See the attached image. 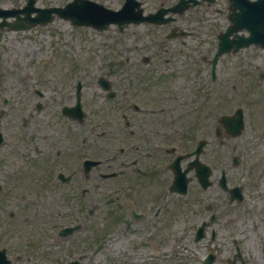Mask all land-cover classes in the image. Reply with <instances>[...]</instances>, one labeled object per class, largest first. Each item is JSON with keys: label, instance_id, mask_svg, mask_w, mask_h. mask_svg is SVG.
<instances>
[{"label": "flooded vegetation", "instance_id": "1", "mask_svg": "<svg viewBox=\"0 0 264 264\" xmlns=\"http://www.w3.org/2000/svg\"><path fill=\"white\" fill-rule=\"evenodd\" d=\"M98 1L112 6L115 0ZM140 1L145 13L153 11L149 7L153 6L154 0ZM27 3L28 0H1L0 6L19 9ZM36 5H41L39 0H35L31 7ZM169 5L168 0L159 2V6ZM1 57L0 54V198H9L13 193L26 190V182L29 185L33 183L34 187L29 189L31 194L40 192L42 186L36 183L37 170L45 164L48 165L49 172L53 168L56 197H66L78 190L82 184H90L94 178V188L100 189V205L106 202V191L114 190L116 207L120 213L123 216L130 213L131 216V210L134 209L141 214L137 221L147 225L155 222V216H158L155 225L163 227L171 212L170 204H164L170 198L175 199L178 196L184 229L196 233L205 225L206 237L194 242L196 252L209 253L215 250L218 253L216 260L221 264H240L238 253L241 248L237 240L234 239L235 245L230 255L224 257L222 251H217L220 244L218 240L221 238L218 232L226 230L235 220L236 203L219 183L220 167L221 170L227 169L228 182L233 181L234 172L229 158L232 161L231 151L235 149V143L230 123L220 120L218 96L200 94L188 102L181 101L184 95L171 97L168 82L174 80L173 75L170 69L161 73L160 66L156 65L164 78L162 82L155 84L158 95H153L151 85L148 88L151 91L150 96H138L137 100H129L124 96L126 93L120 94V89L115 88L116 96L107 101L103 108V117L107 119L103 121L105 129L99 138L92 139L91 145L87 146L86 143L90 135L83 137L79 130L63 128L61 131L56 129L59 134L54 135V146L46 144L43 148L42 142L47 135L43 134L42 129V107L38 110L35 97L28 96V80L20 64L8 65L2 62ZM140 68H144L137 78L141 92L154 68ZM197 78L200 80L198 85L201 92V74ZM179 85L182 86L183 83ZM199 98H204L201 102L202 111L196 110ZM175 100L181 106H177ZM87 118L88 113L79 125H83V130L90 133L92 126L87 123ZM54 121L59 124L55 105ZM199 147L200 160L211 169L209 184L203 186L199 182L196 174L199 164L194 163L193 170L187 173L190 176L187 193H171V183L176 175L178 184L174 189L183 193L184 169L191 167L190 164L196 156L195 151ZM220 148L226 154L220 156ZM91 152L99 163L92 161L85 165L87 159L93 158ZM94 168L98 169V176ZM202 172L204 173L203 169ZM84 189H87L85 193ZM91 190V187L82 186V198L88 199ZM156 202L161 203L159 208L155 207ZM0 212V247L7 249L11 243L10 222L14 214L11 215L12 211L4 207H0ZM256 222L253 220V223ZM252 227L254 230L248 229V234L259 242L261 235L254 232V224ZM213 231H216L215 241H212ZM19 244H24V241ZM210 245L215 246L210 248ZM243 259L245 260L244 257Z\"/></svg>", "mask_w": 264, "mask_h": 264}, {"label": "rangeland", "instance_id": "2", "mask_svg": "<svg viewBox=\"0 0 264 264\" xmlns=\"http://www.w3.org/2000/svg\"><path fill=\"white\" fill-rule=\"evenodd\" d=\"M48 3H53L55 0H47ZM214 14V17L216 19L213 20L211 25H208V27L213 28V33L210 37L194 41L191 40L192 43H198L199 47L202 49V51L208 52L207 55H211L212 49L215 47V32L218 31L220 28H222V24L224 23V18L221 14L216 13L215 10L212 11ZM151 26L149 25H130L123 33H120L115 26H111L106 31H98L94 30L92 28L88 27H73L70 25V23L62 21V20H55L52 23L48 24L47 26L43 27H37L35 29L36 31L31 30L29 32H26V36L35 35L36 38H38L39 45L38 47L43 48V51L39 54H36L34 58L32 59L35 62V65H33L32 62L29 63L28 60H25L21 66L26 69V74L28 76V79H31L34 77V79H31V82L35 87H40L48 96V104L50 105V108L52 109L51 102L53 101L51 96L52 93L54 95V87H51L50 80L54 79L55 70H59V75L66 72L68 66L73 63L72 60V49L79 50L81 57L83 55H88L86 57L87 61L84 63L87 67H91V69L96 70V75H99L101 73H107L106 70H104L105 63H109L111 60H114L116 56V52L118 49H130L133 47L134 39L140 37L141 35H144V37L148 36L149 32H155L153 29H149ZM203 29V28H202ZM12 37V36H11ZM56 38L55 44L57 45L58 49L54 52V39ZM147 39V38H145ZM158 41V40H157ZM156 41V42H157ZM28 43L27 48H37V46L33 43H35V40H32L31 42L29 40H26ZM63 42V45L61 44ZM154 42L150 45V49L152 48H159V45H156ZM14 39H11V45L10 47H13ZM178 42H171L169 45V42H165V47L168 48L169 51L164 54H154V58L156 61L159 60L162 63V61L167 57H174V49L181 48L182 46ZM83 49H86V51H83ZM153 51V50H151ZM157 52V51H156ZM244 52V53H243ZM235 56L236 60L235 64L232 66V68L229 71L230 75H227L229 77L228 82L226 83H220L218 86V95L220 96V101L223 105L225 101H227L226 97L233 98H239L236 99L235 102L230 103V105H227L225 108H231L234 103L235 105L240 104L244 105L245 100L251 101L250 105L248 106V110L252 112V116L256 118V122H258L255 125V131L254 133L258 137V141H261V143H256V145L252 148V141L250 140L248 145V152L250 157L252 158L253 162L255 161V167L253 168V178L255 180V184L253 187V190L255 193H259L264 189V79L260 78L258 72L264 71L263 68H257L259 64H264V50L259 49L258 51L249 50V51H243ZM126 53V51L124 52ZM158 53V52H157ZM250 54V56H249ZM163 57V58H162ZM183 59H185V55L182 54ZM245 57L250 59V62L248 60H245L244 63H241V59ZM124 58V55H123ZM89 62V64H88ZM185 63V64H184ZM182 65V69L189 66V62L185 61ZM254 65V66H253ZM259 65V66H261ZM34 70H38V74L41 77V79L37 78ZM251 73V76L246 75L243 76V72L245 73ZM187 81L191 78L190 77V71H187L186 73ZM225 75V72H224ZM226 76V75H225ZM51 85V86H50ZM96 86V85H95ZM188 86L187 84L185 87ZM93 88L90 85H87L85 88V94L87 97L91 96L92 99H96L97 97H94L93 94ZM248 97L249 99H243L244 97ZM89 97V98H91ZM36 99L38 97H35ZM234 100V99H233ZM244 103V104H243ZM246 105V104H245ZM248 105V103H247ZM263 125V126H262ZM246 132H250V129L248 128ZM250 139H254L255 135L249 134L248 136ZM231 146V144L229 145ZM227 147V149L229 148ZM241 146L237 147L235 145V150H233V153L235 155H239ZM239 173V172H238ZM236 172L235 176L238 175ZM50 192H46L42 195V198L34 199L36 201H40V204L44 209L48 208H54V196L52 194H47ZM50 195V196H49ZM53 197V200L51 202V198L47 197ZM252 199H255L252 196ZM10 205H13V200H10ZM114 207L111 204L107 205L106 211L110 208ZM246 206L241 204L240 207L234 208V213L237 214V220L240 223L241 229H244L245 227H250V218L247 217L246 213ZM9 209H14V207H10ZM99 212H96L95 215H90L85 220L81 215L73 216V215H65L62 216V219H66L68 221L75 220L76 223H78V220H83L84 222L89 221L90 224H97L99 222ZM102 211L101 213H103ZM97 214V216H96ZM107 214V213H106ZM110 214V213H109ZM107 214V216L109 215ZM102 219V217H100ZM258 223L264 222L260 220V218H257ZM74 222V223H75ZM178 223L177 220L171 222V223ZM102 226H104L103 230L98 228L96 226V229L94 230L91 226H88V232L84 231V233L78 232L74 235L78 236H86L85 238H82L80 241H75L74 246H76L75 250L77 251L80 248H85V246H88V244H92L98 237L103 236L105 233L109 231H115V225H114V219H108L101 221ZM260 228H264V224L262 226H259ZM179 227L175 229H171V238L173 239V235L179 233L178 230ZM112 232V234H113ZM245 233V232H243ZM241 233V234H243ZM173 234V235H172ZM83 236V237H84ZM59 241L65 242L67 239H58ZM247 242H244V246L247 247L248 251L252 254V258H255L258 253V246L252 239H247ZM56 243V242H55ZM250 244V246H247ZM251 247V248H250ZM255 248H257L255 250ZM56 249V248H54ZM257 252V253H256ZM61 258H64V253L60 255ZM100 257V255H98ZM104 259L101 257L100 262L98 261H92L90 264H110V259L107 260V263H102ZM66 263V262H64ZM114 264V263H112ZM143 264V263H142ZM172 264V263H171Z\"/></svg>", "mask_w": 264, "mask_h": 264}, {"label": "water", "instance_id": "3", "mask_svg": "<svg viewBox=\"0 0 264 264\" xmlns=\"http://www.w3.org/2000/svg\"><path fill=\"white\" fill-rule=\"evenodd\" d=\"M239 3H237L238 5ZM236 5V6H237ZM130 8V7H129ZM128 7H124L121 12H116L114 16L119 17L121 15H127V16H132L130 14V10ZM54 9H49L47 13L45 14V18L51 19L52 18V11ZM234 16H232L234 25L233 28H242V27H247L249 31L251 32V35L248 37H241L242 39L237 40L238 44L241 43V41H244L243 44L247 45L251 43L252 41L261 43L264 45V0H257L255 2H247L245 3L244 6H242L241 12L233 13ZM94 25L98 26L97 22H92ZM97 23V24H96ZM102 24V23H101ZM93 25V24H92ZM104 27V25L100 26ZM230 30V29H229ZM230 30L229 32H231ZM228 39H224L221 43L220 50L221 49H226L229 44L227 43Z\"/></svg>", "mask_w": 264, "mask_h": 264}]
</instances>
